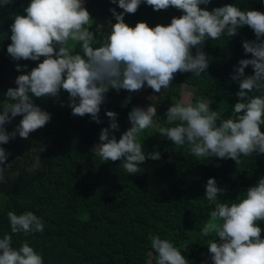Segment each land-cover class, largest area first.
Returning <instances> with one entry per match:
<instances>
[{"label": "clouds", "instance_id": "9594fccd", "mask_svg": "<svg viewBox=\"0 0 264 264\" xmlns=\"http://www.w3.org/2000/svg\"><path fill=\"white\" fill-rule=\"evenodd\" d=\"M11 0H0V6ZM114 22L94 21L86 8V0H27L22 13H16L9 24L10 43L6 54L13 61L31 60L37 63H15L18 74L14 85L3 92L0 102V181L4 179L9 152L3 147L17 134L23 139L43 127L51 113L34 102V98L58 97L67 92V106L72 115L84 116L101 123L98 115L109 89L131 93L150 87L154 93L167 89L176 72H188L198 77L207 70L209 54L203 50L206 41L234 36L243 26L254 33L253 39H242L241 47L250 56L233 65L231 80L238 82L237 98L230 114L213 109L212 96H196L185 92L174 100L163 114L165 124L154 122L157 103L132 105L127 112L129 126L119 129L117 113L105 109L108 124L101 127L98 142L92 148L101 161H120L127 174H137L146 158H160V151L145 150L138 139L143 130L153 127L161 137L196 158H231L238 165L242 157L264 154V11L240 7L238 0L207 7L211 0H110ZM144 3L153 10L172 6L180 10L166 24L152 26L144 20L130 25L126 13H134ZM264 4V0H260ZM251 66V74L245 67ZM28 69L27 71H20ZM151 92V91H150ZM149 93V92H148ZM147 94V93H143ZM153 96V95H152ZM152 96L149 99L152 101ZM131 96L121 101L129 108ZM20 115L11 130L5 125ZM225 192L214 177L204 184L203 196L214 205L199 229L201 237H209L207 249L200 254V264H264V175L247 187L243 195L228 203L220 197ZM11 233L44 231L41 216L31 210L6 212ZM147 264H189L186 245L180 248L174 241L149 233ZM186 253V255H183ZM69 264L71 262H68ZM0 264H44L43 257L27 241L12 246L11 236H0Z\"/></svg>", "mask_w": 264, "mask_h": 264}, {"label": "trees", "instance_id": "16d2710c", "mask_svg": "<svg viewBox=\"0 0 264 264\" xmlns=\"http://www.w3.org/2000/svg\"><path fill=\"white\" fill-rule=\"evenodd\" d=\"M211 2L209 9L232 0ZM238 2L242 8L264 11L260 0ZM26 3L27 0H11L0 6V102L5 99L3 92L12 86L11 79L18 74L15 63L27 64L28 69L37 63L13 61L5 50L10 43L12 17L22 13ZM85 6L94 21L102 24L109 19L114 22L110 7L122 10L110 0H86ZM179 14L180 10L172 6L153 10L141 3L134 13H126L124 20L130 25L144 20L152 26L166 24ZM253 38L254 33L245 25L234 36L206 41L203 50L210 59L207 70L198 77L178 71L170 82L169 93L158 94L155 103L160 125L166 123L163 114L167 107L162 108L163 104L174 97L180 99L186 90H191L193 99L212 96L210 107L222 110V115L230 114L238 90V82L232 81L230 74L240 58L251 55L243 52L241 40ZM252 71L251 66L245 67L247 74ZM150 91V87L131 93L110 88L98 113L99 124L88 114H71L66 90H61L58 97L34 98L51 113V118L30 132L28 139L17 134L3 145L9 155L4 179L0 181V236L9 233L14 247L27 241L41 253L44 264H147L151 251L148 236L152 233L174 241L182 250L187 244L189 264H200V254L203 248L207 249L209 237H201L199 229L211 221L208 213L214 207L203 196L207 178L214 177L224 187L222 200L234 202L264 175V154L242 157L238 165L231 158H196L150 127L139 133L138 139L147 151L155 146L161 153L159 159L146 158L137 174H127L120 161H101L92 148L98 142L100 128L108 124L105 109L117 113L118 125L126 118L121 125L124 131L132 105H143L137 95ZM127 95L131 100L126 104L129 108L124 109L121 101ZM20 118L14 117L5 125L6 130H11ZM25 209L43 218V232L27 236L11 233L6 212ZM259 223L264 236V221ZM186 253L183 255L188 258Z\"/></svg>", "mask_w": 264, "mask_h": 264}, {"label": "rangeland", "instance_id": "374dc122", "mask_svg": "<svg viewBox=\"0 0 264 264\" xmlns=\"http://www.w3.org/2000/svg\"><path fill=\"white\" fill-rule=\"evenodd\" d=\"M11 80H12V81L10 82V84H11L12 86H15V85H14V78H12ZM170 90H171L170 87H168L167 89H162V90H161V94L164 95V94H166V93H169ZM183 90H184V89H183ZM185 92H191V90H186V91H184L183 93H185ZM158 94H160V93H154L153 91H151V92H149V93H147V94L139 93V94L137 95V97H138V99H139L140 101H143V105H142V106H144V105H146V104H148V103H151V102H154V103H155V102L157 101ZM152 95H153V96H152ZM182 95H183V94H182ZM150 96H152V98H151L152 101L149 99ZM177 99H179V98H177V97L171 98L170 102H169V103H166V104H163L162 108H164V107H168L169 104H170L171 102H173L174 100H177ZM162 108H161V109H162ZM156 109H158L157 106H156ZM159 112H162V111H159ZM125 121H126V118L123 119L122 122H120L119 129H118V130H115V132H114V134L116 135L117 139L119 138V135H120V134H119V133H116V132H118V131H120V130H123L122 128H123L124 126H121V125L124 124ZM154 122H155L156 124H160L159 121H158V118H157V117L154 118ZM128 126H129V125H126L125 127H128ZM93 147H94V146H93Z\"/></svg>", "mask_w": 264, "mask_h": 264}]
</instances>
